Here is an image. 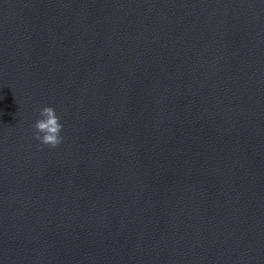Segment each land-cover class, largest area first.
<instances>
[{"label":"water","instance_id":"water-1","mask_svg":"<svg viewBox=\"0 0 264 264\" xmlns=\"http://www.w3.org/2000/svg\"><path fill=\"white\" fill-rule=\"evenodd\" d=\"M56 264H264V48Z\"/></svg>","mask_w":264,"mask_h":264},{"label":"clouds","instance_id":"clouds-1","mask_svg":"<svg viewBox=\"0 0 264 264\" xmlns=\"http://www.w3.org/2000/svg\"><path fill=\"white\" fill-rule=\"evenodd\" d=\"M40 116L41 119H38L34 124L36 129L34 138L44 145L55 148L63 139L60 135L63 127L59 122L60 118L56 115L55 109L50 106L43 107Z\"/></svg>","mask_w":264,"mask_h":264}]
</instances>
